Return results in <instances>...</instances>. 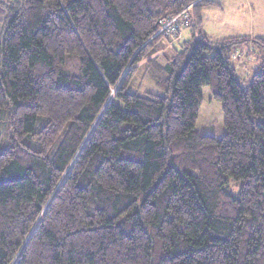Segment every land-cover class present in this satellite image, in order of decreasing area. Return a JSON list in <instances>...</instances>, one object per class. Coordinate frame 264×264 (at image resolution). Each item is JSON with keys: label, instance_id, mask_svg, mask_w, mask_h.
Returning a JSON list of instances; mask_svg holds the SVG:
<instances>
[{"label": "trees", "instance_id": "16d2710c", "mask_svg": "<svg viewBox=\"0 0 264 264\" xmlns=\"http://www.w3.org/2000/svg\"><path fill=\"white\" fill-rule=\"evenodd\" d=\"M215 4L0 0V264H264V38L206 36ZM203 86L220 137L195 127Z\"/></svg>", "mask_w": 264, "mask_h": 264}, {"label": "rangeland", "instance_id": "374dc122", "mask_svg": "<svg viewBox=\"0 0 264 264\" xmlns=\"http://www.w3.org/2000/svg\"><path fill=\"white\" fill-rule=\"evenodd\" d=\"M220 2L219 6H223V10H217L221 21L224 25H231L235 30L230 31L231 34L249 35L250 37L259 36L264 38V0H215ZM220 12V13H219ZM175 16V15H174ZM5 12L0 11V31L4 21ZM188 19V18H187ZM167 20V19H165ZM184 24H179L180 29L174 35H164L167 40H160V44L157 46L158 60L161 61L160 54L165 58L168 55L171 45L178 41L185 29ZM228 23V24H227ZM170 41V42H169ZM172 42V43H171ZM240 56L233 55L230 59V64L235 68L236 78L244 86L250 82L252 75L257 72L258 65L260 63V57L262 50L258 49L255 45L240 46ZM67 66L72 67L71 60ZM142 70L136 78V84L142 83L150 84V78L142 75ZM142 76V79H140ZM156 92H160L154 89ZM202 102L200 104L198 115L195 120V127L202 133L209 134L215 137H220L224 132L223 115L221 111V103L214 99L209 86H203L201 88ZM2 146V144H0ZM1 148V147H0Z\"/></svg>", "mask_w": 264, "mask_h": 264}, {"label": "crops", "instance_id": "0c3cea01", "mask_svg": "<svg viewBox=\"0 0 264 264\" xmlns=\"http://www.w3.org/2000/svg\"><path fill=\"white\" fill-rule=\"evenodd\" d=\"M215 2V0H212ZM215 5L205 6L200 11V20H201V31L211 39L224 38L228 36H237L241 34H231L230 31L224 30H235L231 25H224L219 17L217 10H223V6H219L220 2H215ZM220 13V12H219ZM228 24V23H227ZM191 35V32L188 28L183 30V38H187ZM249 36V35H242Z\"/></svg>", "mask_w": 264, "mask_h": 264}, {"label": "built area", "instance_id": "2783aa9c", "mask_svg": "<svg viewBox=\"0 0 264 264\" xmlns=\"http://www.w3.org/2000/svg\"><path fill=\"white\" fill-rule=\"evenodd\" d=\"M188 10H189V6H187L186 8H184L181 12H179L177 15L172 16L170 18H168L167 20H163L160 23V27L157 31V33H162L165 35H172V34H176L179 29H180V25L179 24H184L186 23V21L188 20Z\"/></svg>", "mask_w": 264, "mask_h": 264}]
</instances>
